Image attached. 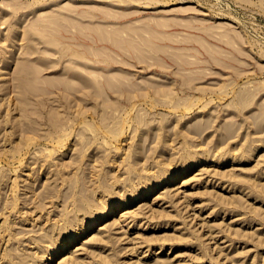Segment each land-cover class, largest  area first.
Returning <instances> with one entry per match:
<instances>
[{
    "label": "rangeland",
    "instance_id": "obj_1",
    "mask_svg": "<svg viewBox=\"0 0 264 264\" xmlns=\"http://www.w3.org/2000/svg\"><path fill=\"white\" fill-rule=\"evenodd\" d=\"M193 161L59 264H264V0H0V264Z\"/></svg>",
    "mask_w": 264,
    "mask_h": 264
},
{
    "label": "bare ground",
    "instance_id": "obj_2",
    "mask_svg": "<svg viewBox=\"0 0 264 264\" xmlns=\"http://www.w3.org/2000/svg\"><path fill=\"white\" fill-rule=\"evenodd\" d=\"M10 52H12V51H10ZM8 63H9V61H6L4 64L8 66ZM68 69H67V71H68ZM32 70L28 71V72H32ZM86 71H88V70L85 69L84 72H86ZM28 74H30V73H28ZM83 74H85V73H83ZM32 75H34V73ZM37 76H39V75H37ZM68 77L69 76H66V79H65L66 81H68V79H67ZM103 77L100 76V80ZM60 79H61V83H62L64 78H60ZM105 82L106 81H104L103 83H105ZM81 83H82V81H81ZM28 84L29 83H27V85ZM100 84H101V82H100ZM104 85H107V84H104ZM107 86H109V85H107ZM234 159L237 160V158H234ZM207 160H209V159L206 157V158H203V160H201V161H202V163L203 162L205 163V161H207ZM201 161H193V162L189 163L186 167H184L182 170H180L179 172L178 171H176V172L172 171V173L166 174L164 177L158 179L156 181V183H153L154 182L153 181V182H151L152 184L148 185L143 190H137V191L133 192L132 195H131L132 196L131 198L124 197L119 202L108 203L103 208H101L98 213H95V214H93L91 216H88V217L80 218L81 225H80L79 228H76V229L72 228V229L68 230L66 233H58L57 234V238H56V242L57 243H54V245L53 244H44V245H42V250L44 252V259H43V262L41 264H54L56 262V260L59 257L63 256L64 254L73 253V251H76V250L82 248L81 246H79L76 249L72 250V246L73 245L78 243V241L80 242L83 238L88 236L90 233H93L96 230H101L102 231V230H105L107 227H109L110 222H107L106 221L107 219H110L119 210H121L123 208H126V207H128L130 205H133L134 203H136V201H139L140 199H142L144 197H147V196H149V195H151L152 193H155V192H159L160 196H164V197L166 195H168V196L172 195V194H170L171 191L174 192V194L177 195L178 192L173 190V189H175L173 186L175 185L177 180L182 175H185L188 171H190L191 169H193L197 165H200ZM222 161H223V159H219V162H222ZM145 204H146V202L142 203L141 205H139V207H143ZM122 215H123V213H122ZM87 240L88 239L82 241V243L84 244L85 242H87ZM160 247H162V246H160ZM161 251L162 250L160 249L156 253H160ZM79 253H81V252H79ZM62 259L59 258L57 260L58 261L57 264H59L62 261Z\"/></svg>",
    "mask_w": 264,
    "mask_h": 264
}]
</instances>
